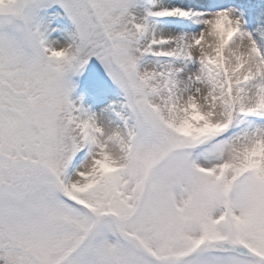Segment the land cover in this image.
Returning <instances> with one entry per match:
<instances>
[{"label": "snow or ice", "instance_id": "6c2138e0", "mask_svg": "<svg viewBox=\"0 0 264 264\" xmlns=\"http://www.w3.org/2000/svg\"><path fill=\"white\" fill-rule=\"evenodd\" d=\"M0 264H264V0H0Z\"/></svg>", "mask_w": 264, "mask_h": 264}]
</instances>
